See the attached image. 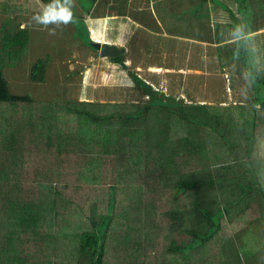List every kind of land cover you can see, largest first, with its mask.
I'll return each instance as SVG.
<instances>
[{"label":"trees","instance_id":"16d2710c","mask_svg":"<svg viewBox=\"0 0 264 264\" xmlns=\"http://www.w3.org/2000/svg\"><path fill=\"white\" fill-rule=\"evenodd\" d=\"M245 11L240 10L242 20ZM3 36L0 264H144L146 258L154 263L153 259L172 261L189 251L196 254L205 244L215 243L217 250L225 246L227 236L218 234L221 221L242 210L236 204L241 196L225 204L213 196L206 203L202 186L220 189L223 180L217 178L214 185L212 178L203 175L208 168H195L203 160L217 166L240 162L234 153L239 145L237 134L231 135L235 128L224 124L227 121L221 119L218 106L164 100L162 93L150 91L129 70L130 78L147 88L146 100L48 102L11 92L1 66L19 57L27 28L4 30ZM215 36H221L219 28ZM235 44L237 49H246L244 41ZM121 48L108 56L124 66ZM240 59L249 69V57ZM44 62L37 57L30 64V79L43 78ZM247 107L253 113L260 108L264 118V105ZM258 118L245 122L252 139L259 131H253L255 122H261ZM262 123L259 129L264 128V119ZM243 133L246 138L247 131ZM249 147L237 151L245 155ZM138 166L141 169L136 173ZM141 171L146 177L143 186L136 182ZM122 183L124 196L119 191ZM162 187L169 189V196H147L151 191L161 194ZM90 192L94 195L89 196ZM160 198L158 203L166 207L156 208ZM232 205L237 207H228ZM118 207L122 212L112 219ZM158 215L163 221H158ZM112 222L118 224L119 232L109 239ZM157 231L161 243L154 237ZM214 256L221 255L214 252Z\"/></svg>","mask_w":264,"mask_h":264},{"label":"rangeland","instance_id":"374dc122","mask_svg":"<svg viewBox=\"0 0 264 264\" xmlns=\"http://www.w3.org/2000/svg\"><path fill=\"white\" fill-rule=\"evenodd\" d=\"M29 1H33V3L13 0V13L9 14V18H11L14 22L19 21L22 22L23 25L27 22L29 27L32 28H30L31 30L27 29V39L18 52V55L20 54L19 57L17 59H14L12 62L10 61L11 63H5L1 66V71L6 79L8 90L11 92L15 91L19 93H26L34 99H40L48 102L56 100L58 102H64L63 100L65 99L69 102H74L75 99H84L93 102H104L107 100L112 101L116 99L117 101L122 102L121 91L119 90V88L122 86V83L124 81H121V77H117L116 73L114 72H112L111 75L107 74L109 68L113 69L117 67V65L110 64L109 61L111 60H109V57H106V59L105 56L98 57L99 54H96V51L98 52V48L94 49L93 46L91 47L89 44L92 42V40H90L89 37L88 25H86V21L79 16V14H82V12L78 9L79 6H81V8L85 10V8H87V6L89 5V0H76V7L74 8L75 18L73 22L67 26L61 25L60 27H57L55 29V35H49L48 29H41L40 26L35 25L31 22V17L42 7H44V0ZM119 1L122 0H115V2L113 3H117ZM225 2H228V0H225ZM23 6L25 8H23ZM5 12H7V8L4 9V13H1L0 19L3 18ZM223 20H225V16L222 17V21ZM179 25H177V28L179 30H185L184 26ZM7 26L8 25H6V29L9 28ZM125 26L127 27L128 25ZM4 30L5 29H3L2 27L0 28V46L2 45V43H5V38L3 36ZM9 30L12 31V29ZM120 31L121 33L119 35L118 42L122 43L126 48H124L125 51L122 54L125 55L130 53V50L128 49L127 39L125 41V38L128 35L129 31L125 28L124 31ZM131 34L132 32H130L129 36ZM149 36L150 34L147 32L142 36L144 41L141 47L144 51V55L139 65L141 69L145 67L144 65H146V62H148L149 60L153 61L154 59L167 61L169 64L174 61L178 62L182 59V56L187 53L185 51L186 49L193 51L196 50L191 57L193 59V63L197 64V50L205 46H202V43L200 42L199 44L197 42L183 43L178 40L176 41L178 43L176 47L180 49L178 53L179 55H172L168 57L167 48H175V39L173 40L172 38H166L159 40V38H150L151 36ZM256 36L259 37V35ZM259 42L260 41L258 38H256V41H251V43H253L254 45L259 44ZM232 46L233 43L227 42V44L225 43L224 48L230 49L232 48ZM205 47H210L212 49V46ZM250 48L258 49L252 46ZM255 51L257 52V50ZM100 56L102 55L100 54ZM37 57H41L43 58V62L45 61L43 78L41 80H32L29 77V68L30 64ZM209 57L211 61L209 60ZM97 58H100V61H97ZM127 60L128 59H125V62ZM206 60V69L209 73L205 75V79L209 77V83L207 87L206 85L202 84V82L201 84H199L198 78L200 79V75H197L195 72V74L193 72H186L182 74L178 73L176 71L177 69H172L171 71H168V74H164L165 76L163 78L159 77L160 83L162 84L161 90L164 92V94L166 93L169 96H181V100L186 99L189 100V102L197 100H210L212 102H214V100L224 101L226 103L224 106L226 107L221 108L222 111H224H221V119L225 120L224 122L227 121L226 123H224L225 125H228L229 123L231 125L230 127L239 128L237 130V140L239 141L237 150L239 148V150L244 149L246 151L247 147L251 143L252 136H250L249 134L250 131L248 133L249 127L245 122L249 124V119L251 120L254 117L253 114L258 116V113H253L248 109V107H244V112L237 115V111L239 108L235 107L234 109H230V107H228V103L245 96L243 92H246L244 86H246L248 76H245L243 74L242 78L239 79L241 81H239L238 83L236 82L237 85L235 83L228 84L229 78H236V76H234L236 74L233 75L232 72V61L231 64H227L226 66V71L228 73L226 74L227 76H225V81H218L217 79L213 78L214 75H212L214 74L212 73V71L214 69L213 66L215 67L216 59L212 58V56L209 54L206 56ZM190 63V59L186 61L187 65ZM195 64H193V66ZM147 68H149L148 70L150 71L153 70V67L151 66ZM158 69L160 68L158 67ZM139 72L140 70L137 73ZM153 79L155 80L157 79V77ZM132 82L133 81H131L130 83ZM156 82L159 83V80H157ZM231 87L232 89L230 90ZM129 97L139 99L142 96L138 95L137 92H134L131 93ZM141 101H143V99ZM226 114H230V117L226 116ZM241 117H243V120L239 121V118ZM228 118L230 122L227 120ZM260 124L261 122H255L253 128V131L260 130V132L258 131L259 134L257 135V137H255L253 140L254 149L252 150L251 147V149H248L245 155H241V152H238L237 150L234 151V153L237 154L236 159H241L239 164H233V161L227 165L224 164L222 166H217L216 163L209 165L210 161H207V163H205L204 160L202 162H198L199 165L195 164L196 169L199 168V166L208 168L206 172H203V175L207 179L212 178L211 182L214 185H217V178L219 179V182L223 180L222 183H220V189L217 187L210 188L209 185L205 184L202 186L203 192L201 196L206 203L212 200L213 196L218 197V203L224 204L229 198H232V200H237V198L241 196L240 199L238 198V201H236V204L238 206L240 205V207L233 206L234 204L228 207H237L238 209L242 208L240 212H234L230 214L228 218H223V220L221 221V223H223V226L221 224L219 228V230L221 231L218 234L220 236H222L223 234L227 236V241L224 242L225 246L220 247L219 250H217L215 243H210V246L209 244H205L204 247L201 246L202 250L200 249V253L198 252L197 254H195V256L200 259L201 257L208 258L211 255H213V257H216L214 256V252H217V254L219 255L224 254L226 255L225 257H232V260L233 258L237 260H248L251 257L255 258L260 256V253H263L264 255V128L263 130L258 129ZM141 126H143L142 122L140 123V129L138 131L139 134H141ZM241 129L247 131L246 138H244L243 136L244 130ZM258 132L256 131V133ZM152 133L153 134L151 137H153L155 134L154 132ZM235 133L236 132H232L231 135H234ZM246 143L248 144V146H245ZM139 166L135 169V171L137 169H141ZM187 166L192 165L189 164ZM136 173L138 172L136 171ZM142 174L143 171H141L136 177V182L140 183L141 186H143V184H145L144 182H146V177L144 178ZM210 185L212 184L210 183ZM119 187L120 186H118V188ZM232 189H236V192H232ZM168 190L169 189H167L166 187H162L161 194H159L157 191H154L156 194H152L151 191V194H147V196H155V198H157L158 196H169ZM119 191L123 196L125 195L124 183H122ZM217 193L219 195H217ZM93 195L94 194L92 192L89 193V196ZM160 201L161 198L160 200L155 202L157 205L156 208L166 207V204L158 203ZM119 211L122 212L119 207L115 209V213H112V219L115 216H118ZM231 212L232 211H229V213ZM160 220L163 221V219L158 215V221L160 222ZM117 225L118 224L114 222L113 225L109 227V239L114 238V232H119ZM157 233L158 236L155 235L154 237H156V242L161 243L159 242V240H161V238L159 237V231H157ZM228 240L230 243H228ZM227 261L229 260L227 259ZM143 262L144 264H153L151 258H146ZM229 263L232 264L231 261H229Z\"/></svg>","mask_w":264,"mask_h":264},{"label":"crops","instance_id":"0c3cea01","mask_svg":"<svg viewBox=\"0 0 264 264\" xmlns=\"http://www.w3.org/2000/svg\"><path fill=\"white\" fill-rule=\"evenodd\" d=\"M19 2L33 3V1L29 0H19ZM113 2H115V0H89V5L87 8H85V10H83L81 6H79L78 9L82 12V14H79V16L85 20L86 25H88L89 37L92 41L105 42L113 44L117 47L121 46L123 47L122 53H124L126 48L122 43L118 42L119 35L121 33L120 30L124 31L125 28L129 31L125 41L127 39L130 53L123 55L125 67L123 65L121 66L118 62L116 63V61L111 62L112 60L110 58L109 60L111 61H109V63L115 64L117 67L113 69L109 68L107 73L108 75H111L112 72H114L116 73L117 77H121V81H124L122 86L119 88L121 91L122 103L137 102L138 100L141 101L142 99L144 101L149 95V93H145L147 88H142L140 84L135 83L130 78L128 70L132 71L133 74H135L139 79L143 80L144 83L150 88V91L152 88L157 94L162 93V95L165 97L162 98L164 100L168 99V101L172 99L181 100V96H169L166 93L164 94V92L161 90L162 84L160 83V78H163L165 76L164 74H168L169 70L171 71L172 69H177L176 71L182 74L186 72H195L197 75H200V79L198 78L199 84L202 82V84L206 85L207 87L209 83V77L205 79V75L209 73L206 69L208 60H206V56L210 54L212 58L216 59L215 67L213 66L214 69L212 71L214 74H211L214 75L213 78L217 79L218 81H225V76H227L226 74L228 73L226 71V66L227 64H231L232 61V72L233 75L236 74L234 75L236 78L233 77L230 79L228 77L230 80V82L228 80V84L235 83L237 85V83L241 81L239 79L242 78L243 74L248 76L246 86H244L246 92H243L245 96L243 98L229 102L228 107H230V109H234L235 107L239 108L237 111V115H239L243 113V105H245V107L249 106V104L254 106L264 105V0H228V2H225V0H122L117 3ZM5 8H7V12H5L3 18L0 19V28L2 27L5 30H13V28L26 27L27 29L31 30L30 28L32 27H29L27 22L23 25L22 22H14L11 18H9V14L13 13V0H0V15L1 13H4ZM23 8L25 7L23 6ZM241 9H246L247 11L245 20H242L240 15ZM223 16H225V20L222 21ZM236 24L245 25L246 31L251 37V39L244 41L246 49H237V44L233 42L231 33ZM6 25H8L7 27L9 28L6 29ZM125 25L128 26L126 27ZM177 25L184 26L185 30H179ZM217 28H219L221 33L220 37L215 36ZM130 32H132V34L129 36ZM146 32L150 34V38L156 37L159 38V40L166 38H172L173 40L175 39V48H167L168 57L172 55H179L178 53L180 49L176 47L178 44L176 41L178 40L183 43L197 42L199 44L200 42L202 43V46H212V49L205 46H203L201 49H198L197 64L193 63V59L191 57L196 50L193 51L186 49L185 51L187 53L182 56V59L178 62L174 61L169 64L167 61L154 59L153 61L149 60L146 62V65H144L146 68L144 67L141 69L139 65L144 55V51L141 47L144 41L142 36L146 34ZM256 35H259L260 38ZM256 38H258L260 42L259 44L254 45L251 43V41H256ZM227 42L233 43L232 48L229 49L224 47H216L224 45L225 43L227 44ZM251 46L258 49L250 48ZM255 50H257V52ZM241 51H243L245 56L249 57V69L241 62L242 60L240 57L244 56ZM96 54H99V56L97 55L98 57L105 56V59L106 57H109L107 54H101L102 56H100L99 51H96ZM99 59L100 58H97V61H100ZM125 59L128 60L125 62ZM189 59L191 63L187 65L186 61ZM193 64L195 65L193 66ZM149 66L153 67L152 71L148 70L149 68L147 67ZM158 67L160 69H158ZM139 70L140 74L137 73ZM252 76L253 80L255 81L250 83ZM155 77H157V79L154 80L153 78ZM157 80H159V83L156 82ZM131 81L133 82L130 83ZM255 87H257V91H255ZM231 89L232 87L230 90ZM129 92L130 95L131 93L137 92V94L141 95L142 97L139 99L129 97ZM157 94L156 96H158ZM112 101L117 100L114 99ZM184 102L189 104V100H181V103L184 104ZM196 102L206 103L208 105H216L218 106L217 110L219 113H221L222 107H226L224 106L226 103L219 100H214V102L210 100H197ZM248 109H250V107H248ZM258 111L256 110L255 113L257 114L258 112V116L255 115L254 119L259 117L258 120H261L262 125L264 118L261 113L263 110H260L259 108ZM226 116L230 117V114H226ZM240 120H243V117L239 118V121ZM261 125H259L258 129ZM234 130L237 134L238 128H235ZM259 132L255 134L254 138L257 137ZM254 138L251 140L249 147L250 149L252 147V150L254 149ZM228 243H230L229 240ZM259 255L260 256L255 257L256 259L251 257L248 260H237L235 258L232 260V257H225L226 255H221L220 257L217 256L218 258L212 256H209L208 258L201 257L200 259L195 256L194 251H189L186 256L173 257L172 261L171 258H169L170 261L165 260L164 262H156V260L153 259V264H230L229 261H231L232 264H264L263 253H260ZM227 259L229 261H227Z\"/></svg>","mask_w":264,"mask_h":264},{"label":"clouds","instance_id":"9594fccd","mask_svg":"<svg viewBox=\"0 0 264 264\" xmlns=\"http://www.w3.org/2000/svg\"><path fill=\"white\" fill-rule=\"evenodd\" d=\"M75 7L76 0H48L44 7L31 17V22L40 26L41 29H48L49 35H55L57 27L67 26L73 22ZM231 37L235 43L251 39L246 31V26L243 24L234 26Z\"/></svg>","mask_w":264,"mask_h":264},{"label":"water","instance_id":"95a60500","mask_svg":"<svg viewBox=\"0 0 264 264\" xmlns=\"http://www.w3.org/2000/svg\"><path fill=\"white\" fill-rule=\"evenodd\" d=\"M93 47L98 48L100 54L115 55L122 50L121 47L114 46L113 44L105 42L92 41L90 43Z\"/></svg>","mask_w":264,"mask_h":264}]
</instances>
